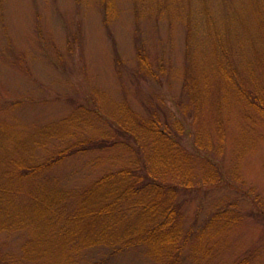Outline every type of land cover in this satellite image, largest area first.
Segmentation results:
<instances>
[{"label": "rangeland", "instance_id": "obj_1", "mask_svg": "<svg viewBox=\"0 0 264 264\" xmlns=\"http://www.w3.org/2000/svg\"><path fill=\"white\" fill-rule=\"evenodd\" d=\"M157 104L194 179L177 195L194 232L181 264H264V0H0V173L6 160L110 143L43 177L63 222L22 204L0 258L161 264L144 247L114 254L54 236L91 184L143 151L135 140Z\"/></svg>", "mask_w": 264, "mask_h": 264}, {"label": "trees", "instance_id": "obj_2", "mask_svg": "<svg viewBox=\"0 0 264 264\" xmlns=\"http://www.w3.org/2000/svg\"><path fill=\"white\" fill-rule=\"evenodd\" d=\"M158 111H161L159 104L151 119L142 125L140 139L136 137L139 150L143 148L138 157L129 159L127 165L109 172L81 194L71 213L64 218L66 225L62 227L66 228V234H62L59 226L55 229L54 236H64L60 237L66 240L64 246L103 245L114 254L144 247L161 264H181L184 248L194 232L183 231L177 195L181 189L192 187L194 179L193 175L182 172L185 157L177 151L180 143L169 130L162 128L163 116ZM109 145L107 138L90 139L56 152L40 164L32 157L4 161V171L0 173V230L13 228L8 220L16 219L24 203L34 207L45 219H53L57 225L60 220L63 222L62 214L54 211L59 210L58 207L45 197L49 192L53 199L57 198L44 184L43 177L73 156L102 151ZM195 146L200 147V143ZM36 181L43 184L35 191L24 192L30 182ZM0 264L7 262L0 258Z\"/></svg>", "mask_w": 264, "mask_h": 264}]
</instances>
